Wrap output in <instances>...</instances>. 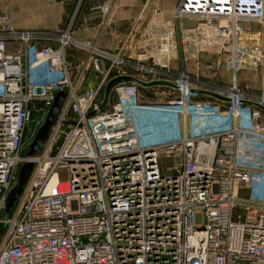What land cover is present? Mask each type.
Returning <instances> with one entry per match:
<instances>
[{
  "label": "built area",
  "instance_id": "built-area-1",
  "mask_svg": "<svg viewBox=\"0 0 264 264\" xmlns=\"http://www.w3.org/2000/svg\"><path fill=\"white\" fill-rule=\"evenodd\" d=\"M75 16L62 31L22 30L0 12V264H264V27L240 24L264 26V0H179L136 57L76 38ZM70 48L86 52L92 87ZM249 68L256 89L241 85ZM119 76L144 84H118L102 107ZM60 90L47 141L27 156Z\"/></svg>",
  "mask_w": 264,
  "mask_h": 264
},
{
  "label": "crops",
  "instance_id": "crops-1",
  "mask_svg": "<svg viewBox=\"0 0 264 264\" xmlns=\"http://www.w3.org/2000/svg\"><path fill=\"white\" fill-rule=\"evenodd\" d=\"M178 1L83 0L77 8V0H0V12H7L17 29L54 31L64 30L76 14L72 31L76 38L92 40L97 47L115 53L123 46L122 55L136 57L153 17L160 10L170 18ZM188 25L184 21L177 29Z\"/></svg>",
  "mask_w": 264,
  "mask_h": 264
},
{
  "label": "water",
  "instance_id": "water-1",
  "mask_svg": "<svg viewBox=\"0 0 264 264\" xmlns=\"http://www.w3.org/2000/svg\"><path fill=\"white\" fill-rule=\"evenodd\" d=\"M137 82L139 84H144L141 80H139L138 78H135L133 76H119L116 78H113L111 80L108 81L105 90H104V100L102 103V107L106 105V103L109 100V97L112 94L113 89L120 83H124V82ZM154 83H158V82H154ZM200 94L203 95H207L210 96L212 98L218 99V100H226L228 101V98L211 90H195ZM65 91L64 90H60L57 92L56 96H55V100L53 102V104L51 105L50 109L48 110L45 120L43 122V124L38 128L33 140L30 142V144H28L25 149L24 152L27 156H34L37 155L38 153L41 152V150L43 149L50 129L52 127V125L54 124V122L56 121L58 114L61 110V107L63 105V101L65 98ZM33 168V163L32 162H26L24 164H22V166L19 169V173H18V180L17 183L15 184V186L11 189L8 198H7V202H6V206H5V213L6 215H9V213L11 212V210L13 209V207L16 205L23 186L25 185L31 171Z\"/></svg>",
  "mask_w": 264,
  "mask_h": 264
},
{
  "label": "rangeland",
  "instance_id": "rangeland-1",
  "mask_svg": "<svg viewBox=\"0 0 264 264\" xmlns=\"http://www.w3.org/2000/svg\"><path fill=\"white\" fill-rule=\"evenodd\" d=\"M170 15H171V13H170ZM240 24L242 26H247L249 24L253 30H255L256 28L257 29H263V27H264L263 25L256 24V23L252 24L251 22H248V21H242V22H240ZM68 57H69L68 61H69L70 65L73 69L74 75L76 76L78 73L83 72L85 78L87 79L85 82H83L81 84L82 89L92 87V85L94 83V78H95L94 75L95 74L92 73L90 71L91 70L90 67H88L86 65V62H87L86 52L72 48L69 50ZM189 69L196 70L197 68L194 66H189ZM255 72H256V70L254 68H249L248 70L243 71L245 78L243 77V75L241 73L240 74L241 85L244 87L251 86L254 89H256L258 85L256 82V73ZM253 79H255V82H253ZM29 128H31V126H29ZM163 164H165V163H163ZM162 167H164V166H162Z\"/></svg>",
  "mask_w": 264,
  "mask_h": 264
},
{
  "label": "trees",
  "instance_id": "trees-1",
  "mask_svg": "<svg viewBox=\"0 0 264 264\" xmlns=\"http://www.w3.org/2000/svg\"><path fill=\"white\" fill-rule=\"evenodd\" d=\"M70 49H72V48H70ZM70 49H68V53H69V50ZM69 58V57H68ZM203 97H205V96H203ZM210 99H213L212 97H209ZM35 114H36V112H34V116H35ZM30 126H31V124H30ZM28 133H30V128L28 127V129H27V135H28Z\"/></svg>",
  "mask_w": 264,
  "mask_h": 264
}]
</instances>
